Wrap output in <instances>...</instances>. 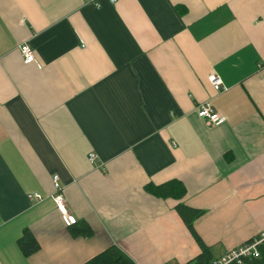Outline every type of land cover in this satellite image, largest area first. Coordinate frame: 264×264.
<instances>
[{
  "label": "crops",
  "instance_id": "0c3cea01",
  "mask_svg": "<svg viewBox=\"0 0 264 264\" xmlns=\"http://www.w3.org/2000/svg\"><path fill=\"white\" fill-rule=\"evenodd\" d=\"M179 204L212 260L264 233V0H0V264H193Z\"/></svg>",
  "mask_w": 264,
  "mask_h": 264
},
{
  "label": "built area",
  "instance_id": "2783aa9c",
  "mask_svg": "<svg viewBox=\"0 0 264 264\" xmlns=\"http://www.w3.org/2000/svg\"><path fill=\"white\" fill-rule=\"evenodd\" d=\"M111 3H115L116 0H109ZM19 51L21 53V56L23 58L24 63H33L36 61L34 52L32 48L26 43L22 44L19 47ZM209 83L210 85L215 89L219 90L223 88V83L221 78L215 74L210 73L209 75ZM197 115L202 119H207L211 123H221L223 121V118L215 113L213 109L211 108L210 104L208 102L202 103L196 107ZM96 159V156L94 154L89 155V161L93 162ZM58 177H53V183L55 187V194L53 196V201L56 204L57 210L61 214L64 222L67 226H71L75 223V220L70 217L67 213L65 202L63 199L62 194L60 193V189L58 187L57 183ZM30 200H41L39 195H33L29 196ZM264 243V233L260 234V236L248 243H245L230 252L224 254L223 256L212 260L209 264H232L237 263L240 264L241 260L244 258H257L259 257V251L258 247Z\"/></svg>",
  "mask_w": 264,
  "mask_h": 264
},
{
  "label": "trees",
  "instance_id": "16d2710c",
  "mask_svg": "<svg viewBox=\"0 0 264 264\" xmlns=\"http://www.w3.org/2000/svg\"><path fill=\"white\" fill-rule=\"evenodd\" d=\"M167 191H170L171 194H174L175 196L177 195L181 196L184 193V189L178 186H171V188ZM177 212L202 249L201 255H199L197 258H195L192 261L193 264H209L212 261L210 256V250L208 247L202 244L201 240L195 233L192 226L193 221L202 214V211L191 209L189 207L179 204L177 206ZM18 245L24 255H29L30 253L38 249L37 242L28 231H25L22 237L18 240ZM258 251H259V257L244 258L241 260L240 264H264V243L258 247ZM84 264H135V263L127 255H125L120 249H118L115 246H112L106 249L105 251L97 254L96 256H94ZM232 264H237V263H232Z\"/></svg>",
  "mask_w": 264,
  "mask_h": 264
}]
</instances>
